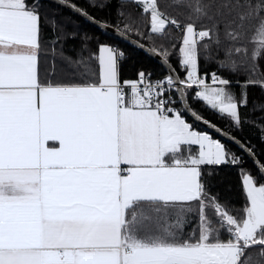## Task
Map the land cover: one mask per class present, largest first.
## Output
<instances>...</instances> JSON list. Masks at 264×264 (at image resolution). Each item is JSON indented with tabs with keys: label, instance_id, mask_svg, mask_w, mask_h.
<instances>
[{
	"label": "snow or ice",
	"instance_id": "obj_1",
	"mask_svg": "<svg viewBox=\"0 0 264 264\" xmlns=\"http://www.w3.org/2000/svg\"><path fill=\"white\" fill-rule=\"evenodd\" d=\"M111 2L56 0L123 44L0 0V264H264V125L258 149L242 111L264 91V0H182L183 21L158 0L88 10ZM226 167L239 205L212 180Z\"/></svg>",
	"mask_w": 264,
	"mask_h": 264
},
{
	"label": "trees",
	"instance_id": "obj_2",
	"mask_svg": "<svg viewBox=\"0 0 264 264\" xmlns=\"http://www.w3.org/2000/svg\"><path fill=\"white\" fill-rule=\"evenodd\" d=\"M77 3L87 6L86 0H76ZM161 8L168 14H170L172 17L181 19L182 21L186 17V10L183 9L180 5L182 3V0H158ZM45 3L48 6V11L51 14L56 15L57 19L65 26L66 30L69 32L77 31V32H87L90 35L99 37L101 40H107L113 43H121L122 41H119L115 37L108 35L101 30L97 29L90 23L86 22L85 20L81 19L80 17L74 15L73 13L60 8L54 4L48 3L45 1ZM116 7H117V0H112L109 7H105L103 9H92L89 8L88 10L96 16L98 19H116ZM133 12V15L136 14L135 9H130ZM143 28L145 31L148 30L147 23L145 22L143 25ZM46 37L50 35V33H45ZM180 33L176 32L175 30H172L170 34V39L175 40ZM247 46L249 49L252 48L251 43V33L248 37L245 38ZM160 42L159 40L157 41ZM164 42L168 43L169 38H164ZM75 46L76 48L80 47V40L77 38L75 40H68L65 45V50L69 51L70 46ZM93 47L95 45L93 44ZM213 55H215L214 51L212 52ZM202 64V70L212 71L216 69V63L214 60H209L207 64L204 63L203 59H201ZM138 66V61L135 58L129 59L122 67V76L124 78H134L135 76V69ZM150 68H154V65H147ZM48 67V62L44 61L42 64V69L46 70ZM227 75V73H225ZM195 108H197L204 116L205 118L211 120L212 122L216 123L221 128L226 127V121L211 113L206 108L202 107L199 103H196ZM243 112L246 113L247 118L251 121V123L246 124L244 128V136L248 137L254 144L257 145V148L259 149L261 147V142L259 138V128L258 125H264V91H261L259 88H251L249 90L248 95V106L245 109H242ZM191 122V121H190ZM198 128L200 130H205L203 127L198 125ZM207 131V130H205ZM213 135V134H212ZM214 138H218L213 135ZM219 139V138H218ZM222 142L228 144L230 147H232L234 150L236 147L232 145L231 143L224 141L221 139ZM249 167H251V162L249 161ZM213 182L215 183L216 187L221 190L222 194L227 196L229 199L233 200L237 205H239V191H240V179L238 176V172L233 167H226L223 168L217 175L212 177ZM254 255V261L253 264H256V261L259 259L256 257L255 252Z\"/></svg>",
	"mask_w": 264,
	"mask_h": 264
},
{
	"label": "water",
	"instance_id": "obj_3",
	"mask_svg": "<svg viewBox=\"0 0 264 264\" xmlns=\"http://www.w3.org/2000/svg\"><path fill=\"white\" fill-rule=\"evenodd\" d=\"M45 1L48 2V3L54 4V5H56V6L60 7V8H63V9H65V10H67V11L73 13L70 9H68V8H66V7H61L58 3H56V0H45ZM73 14L76 15L75 13H73ZM76 16L80 17L81 19H83V20H85L86 22L90 23L91 25H93V26L96 27L97 29L101 30L99 27H97L96 24L89 22V21L86 20L84 17L79 16V15H76ZM101 31H102V30H101ZM102 32H104V31H102ZM104 33H106V34H108V35H111V36L115 37L116 39H118V38L115 36L114 31H113L112 29H109L107 32H104ZM198 125H200L201 127H203L205 130L209 131L211 134H213L214 136L218 137L219 139H222V140H224V141H227V142L231 143L232 145H234V146L236 147V145L233 144L232 141H230V140L226 139L225 137L221 136L220 134L214 132L212 129L208 128V127H207L206 125H204L203 123L198 122Z\"/></svg>",
	"mask_w": 264,
	"mask_h": 264
},
{
	"label": "crops",
	"instance_id": "obj_4",
	"mask_svg": "<svg viewBox=\"0 0 264 264\" xmlns=\"http://www.w3.org/2000/svg\"><path fill=\"white\" fill-rule=\"evenodd\" d=\"M195 147V146H194Z\"/></svg>",
	"mask_w": 264,
	"mask_h": 264
}]
</instances>
